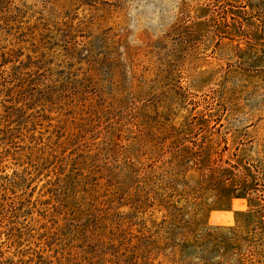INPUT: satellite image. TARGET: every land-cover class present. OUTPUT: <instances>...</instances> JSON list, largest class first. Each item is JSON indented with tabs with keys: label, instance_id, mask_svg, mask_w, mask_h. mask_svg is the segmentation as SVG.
I'll return each mask as SVG.
<instances>
[{
	"label": "rangeland",
	"instance_id": "1",
	"mask_svg": "<svg viewBox=\"0 0 264 264\" xmlns=\"http://www.w3.org/2000/svg\"><path fill=\"white\" fill-rule=\"evenodd\" d=\"M3 52L8 72L34 61L24 86L41 113L35 133L62 155H0V201L36 202L0 216V264L38 248L23 233L52 234L43 213L64 209L81 230L73 253L100 258L75 227L107 216L138 234L148 264H201V248L180 244L205 231L243 237L240 259L264 264V0H0V63ZM169 180L190 191L169 196ZM12 225L22 237L10 245ZM140 228L159 229L156 247Z\"/></svg>",
	"mask_w": 264,
	"mask_h": 264
},
{
	"label": "trees",
	"instance_id": "2",
	"mask_svg": "<svg viewBox=\"0 0 264 264\" xmlns=\"http://www.w3.org/2000/svg\"><path fill=\"white\" fill-rule=\"evenodd\" d=\"M9 11L3 8L2 12ZM3 64L6 60L5 52L1 54ZM27 61L18 60V64L12 67V72L6 71L0 67V155H24L25 158H29L32 155H40L48 152L49 155H62V153H57L58 140L51 141L48 137L43 138L40 131L38 134L35 133L37 130V125L40 124V114L33 111V107L30 106L28 100L29 89L28 86H24L25 82L31 81V72L26 71L29 63L34 62L30 56H27ZM27 62V64H26ZM30 83V82H29ZM28 83V84H29ZM51 89H54V94L58 95V88L56 85L49 86ZM44 98L40 96V99ZM44 107V106H43ZM44 109H42L43 111ZM58 122L62 123L64 120L59 119ZM57 122V123H58ZM67 138V137H66ZM29 143H25V141ZM214 174V178L219 179L222 175L226 173H221L219 171H213L210 173ZM231 177V174H229ZM3 177H8L6 174L0 176V179ZM60 181L64 183L63 190L61 191L58 200L63 202L69 196L67 194V184L63 178L60 177ZM174 180H169L170 183H167L165 186L172 187L173 189L168 191V195L181 194L180 191L189 192L187 186L181 182H173ZM176 183V184H175ZM5 184L0 180V189H4ZM236 189L247 190L245 186L238 185L234 187ZM234 194V193H233ZM241 194V193H236ZM236 196V195H233ZM239 196V195H238ZM182 195H180V199ZM161 206L166 209L167 215L170 218V224L174 225V220L178 215L176 212V200L167 199L165 196L161 198ZM60 202V205L63 204ZM15 203V204H13ZM36 202L32 201L28 205L23 203V200L17 201H0V216L3 215V219L6 221L12 222V218L16 216L17 212L20 210L27 209L31 212V206L34 208ZM7 206V207H6ZM62 208V207H61ZM63 209V208H62ZM65 210V209H64ZM60 210L57 213V217L53 218L51 212L43 213L46 215L43 217L47 218V215H50L47 221H53L55 223L54 227L60 231L50 233L41 232H31L27 231L23 234H29V238H39L37 244L38 248L32 250H19L18 253L20 256L16 260H12L11 264H148L147 261L143 258L142 248L139 244H134L132 241L133 238L138 239V234L131 231H126L124 224L118 220H110L109 217L104 216L101 218H93L89 220V225L85 227V224L77 225V229H88L89 230V242L96 244L95 249L100 251V258L89 257V255H82L79 252H74L75 236L81 232V230H73V228L66 227L67 220H73L77 216L74 211H72L71 217H68L67 211ZM38 211V209H37ZM6 216V217H4ZM12 217V218H11ZM90 218V217H88ZM33 220V217L30 219ZM91 221V222H90ZM38 222V220H37ZM44 227H47L45 222ZM16 230L15 225L9 227V231L6 232V242L10 245L14 244L18 238L22 237L21 233L14 232ZM140 235L145 237L147 245L151 247H156V239L153 238V235H158L159 229L155 231L139 229ZM188 231L187 227H184L181 232ZM227 231H231L228 229ZM75 232V233H74ZM130 232L126 236V233ZM58 233V234H57ZM36 234V236H35ZM39 235V237H38ZM55 239L52 244H57V248H53L55 254L53 255L54 259H48L50 256L47 253L48 246L52 239ZM43 239L44 246L41 245V240ZM244 238L236 236L232 231L230 235H226L220 231L215 232H203L195 237L193 244H187L184 241L180 244L181 249L193 246L196 249L201 251L197 258L200 260L201 264H221L223 258H225L224 264H246L240 259L241 255L238 252L239 247L241 246V241ZM8 244V246H9ZM51 244V246H52ZM10 247V246H9ZM129 252V253H127ZM234 254L236 257L232 261H228V255ZM206 255H209V258H206Z\"/></svg>",
	"mask_w": 264,
	"mask_h": 264
}]
</instances>
